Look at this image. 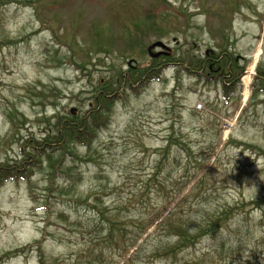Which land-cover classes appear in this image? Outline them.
Listing matches in <instances>:
<instances>
[{
  "label": "rangeland",
  "instance_id": "obj_1",
  "mask_svg": "<svg viewBox=\"0 0 264 264\" xmlns=\"http://www.w3.org/2000/svg\"><path fill=\"white\" fill-rule=\"evenodd\" d=\"M24 1L0 0V168L21 161L24 141L53 133L59 111L88 117L102 84L116 91L92 151L75 145L77 157L92 159L64 161L72 179L45 163L1 181L0 264H264V0ZM157 41L182 62L178 70L128 85L129 63L150 66ZM210 52L239 61L237 85L217 72L209 82L211 65L199 67L201 77L188 71L191 57L198 65ZM188 193L194 218L208 214L217 226L176 257L152 253L176 242L145 240L152 226L130 261L137 247L125 255L128 243L111 240L98 213H120L137 233L130 221Z\"/></svg>",
  "mask_w": 264,
  "mask_h": 264
},
{
  "label": "trees",
  "instance_id": "obj_2",
  "mask_svg": "<svg viewBox=\"0 0 264 264\" xmlns=\"http://www.w3.org/2000/svg\"><path fill=\"white\" fill-rule=\"evenodd\" d=\"M36 0H25L28 4H34ZM246 3V2H245ZM239 4V0L237 1V5ZM39 13V11H38ZM41 17V16H39ZM42 27L44 28L46 25L50 27V25L42 19ZM169 59L167 63H163V66H160V59ZM192 61H188L187 64L188 71L192 72L193 76L201 77V70L199 67H207L209 65L211 73L208 72L209 82L214 81L211 78L212 73L217 72L222 74V76H236V85L237 81H239V75L242 73V68L238 67V60L232 56V53L226 54H216L215 52L206 53L199 61V64L193 63V57H191ZM152 64L144 69H139L137 65H133L129 63L128 70L132 72V77H127L126 81L128 85H136V83H142L144 77H146V81H155L156 78L160 77V70L166 67H174L175 69L179 68L181 65L179 60L172 55H161L158 58L151 59ZM132 64V65H131ZM160 68V69H159ZM178 70V69H177ZM135 72H139V74H135ZM161 80V77L159 78ZM166 78L162 77L164 81ZM145 84V83H144ZM142 84V85H144ZM104 89L100 90V94L97 96L99 100L96 98V103L99 109L95 114L89 115L88 117L82 118L76 113H72L69 118L61 117L60 111L53 116L55 119V130L52 133L48 131V134L44 133L45 136L41 139L35 140L36 144L30 143L27 147L28 140L24 141L20 147V152L22 155L21 161L16 162V166L13 164H9L0 168V185L1 181L7 180L13 177L19 176L20 170L25 166L28 167H41L43 164H47L49 167L51 174H54L56 170H59L63 177L66 179L71 177V172L73 168H68L64 166V161L68 158L71 159V162L84 161L88 162L85 157L76 156L78 155L76 152L75 145L82 144L86 145L90 152L93 148V142L95 137L98 136V132L106 127L109 123V113L108 109L105 108L106 105H110L113 101L114 92L116 90H112V87H107V83L102 84ZM238 87V86H237ZM235 87L234 94L237 90ZM264 91V90H261ZM229 95L227 91L225 95ZM226 95L227 99H230ZM103 103V107L99 103ZM9 113V111H8ZM11 115V114H10ZM12 116V115H11ZM102 116L104 118H102ZM106 116L108 118H106ZM10 117V116H9ZM16 129V128H15ZM54 139V141H53ZM27 147V152H24L22 148ZM26 163V164H25ZM32 163V164H31ZM42 164V165H41ZM17 167V168H15ZM21 172V171H20ZM24 175V174H22ZM72 179V178H70ZM69 179V180H70ZM75 181V180H73ZM78 182V181H75ZM60 192L70 193V190L60 189ZM193 194L188 193L187 196H183L173 208L167 210L166 204L164 202L163 206H159L153 209L147 216H144V219H140L138 222L130 221L132 224L142 226L141 230L137 233L134 231L130 234L127 230V222L126 220H122L120 213L114 214L109 217V215L105 218L104 211L99 210L98 213L105 220V222L110 225V239L113 240L115 237L119 240H123L128 243V245L124 246L125 255L129 253L130 248H136L134 250V254L130 255V261H135L138 257L140 247L137 246L139 241L143 238L144 235L148 234V229L152 226H155L152 233L148 234L145 240L150 239L152 236H164L165 239L175 238V243L171 244L170 242L156 244L152 247V253L155 256H173L176 257L177 254L183 249L191 248L196 246L200 241H202L205 237H207L210 233L214 236L216 231L217 224L210 220L209 215L206 214L201 219L194 218L197 215H194L192 212V206H188V199ZM98 200V199H96ZM224 214V213H223ZM208 215V216H207ZM212 219V218H211ZM178 240V241H177ZM186 240H191V242H187ZM144 243V240L141 244ZM8 257V255L4 256ZM41 264H46L44 260H41ZM56 264H65L64 261H57ZM80 264V263H77Z\"/></svg>",
  "mask_w": 264,
  "mask_h": 264
},
{
  "label": "water",
  "instance_id": "obj_3",
  "mask_svg": "<svg viewBox=\"0 0 264 264\" xmlns=\"http://www.w3.org/2000/svg\"><path fill=\"white\" fill-rule=\"evenodd\" d=\"M159 47L163 51L159 52V53H153L152 50L159 48ZM169 50H170V47L168 46V44H165L163 41H157V42L151 44V46L148 48V52L152 58H157L162 54H167L169 52Z\"/></svg>",
  "mask_w": 264,
  "mask_h": 264
},
{
  "label": "bare ground",
  "instance_id": "obj_4",
  "mask_svg": "<svg viewBox=\"0 0 264 264\" xmlns=\"http://www.w3.org/2000/svg\"><path fill=\"white\" fill-rule=\"evenodd\" d=\"M254 76V66H252L246 73L245 77L243 78V81L245 82L244 86L248 88V85L250 84L251 80ZM248 93L245 94L247 96Z\"/></svg>",
  "mask_w": 264,
  "mask_h": 264
}]
</instances>
